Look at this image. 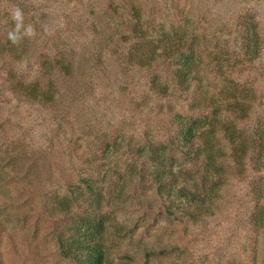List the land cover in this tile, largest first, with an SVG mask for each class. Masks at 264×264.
Wrapping results in <instances>:
<instances>
[{
    "label": "rangeland",
    "instance_id": "1",
    "mask_svg": "<svg viewBox=\"0 0 264 264\" xmlns=\"http://www.w3.org/2000/svg\"><path fill=\"white\" fill-rule=\"evenodd\" d=\"M134 7L149 21L145 34L133 29ZM16 8L35 36L14 45L8 33ZM162 27L181 31L174 45L199 38V67L215 93L249 92L251 110L233 125L262 133L264 0H0V264H74L59 251L52 229L61 221L50 211L61 214L57 199L70 197L69 184L85 176L103 188L113 214L114 264H264V164L257 170L246 157L236 165L223 137L229 156L216 164L218 174L203 178L204 161L169 149L175 173L208 196L211 212L194 223L166 212L147 172L152 143L167 142L171 111L186 103L172 77L176 61L164 60L162 48L150 65L139 62L155 49L141 44L144 37ZM21 83L55 98L35 100L16 88ZM216 182L214 195L204 190ZM87 201L72 206L86 209ZM145 249L158 254L146 258Z\"/></svg>",
    "mask_w": 264,
    "mask_h": 264
},
{
    "label": "trees",
    "instance_id": "2",
    "mask_svg": "<svg viewBox=\"0 0 264 264\" xmlns=\"http://www.w3.org/2000/svg\"><path fill=\"white\" fill-rule=\"evenodd\" d=\"M135 12L133 19H136V23L133 29L138 34H145L146 29L142 23L145 21L149 24V21L143 19L139 11ZM119 14L118 16L122 17ZM175 28L173 26V29ZM173 29L167 30L162 27L155 30V35L152 33L151 36H145L141 42L153 43L152 48L155 49L153 52H143L139 58L140 63L150 65L156 59V50L159 48H162L159 55L164 60L172 61V58L176 61L172 77L184 92L183 99L186 101L180 110L171 111V121L166 129L169 133L167 142L163 140L158 144L152 143L148 156L152 163L148 167L150 171L147 172L155 182L157 195L166 212L180 222L194 223L202 214L211 212L205 203L208 196L202 197L201 193L199 195L194 193L193 183L187 182V179H182L175 173L173 165L170 166L167 162L168 150L175 148L197 165L204 161L205 164L202 166L205 178L213 171L218 174L216 168L219 165L218 161L229 156L228 151L221 145V140L225 137L232 145L230 155L233 156V161L242 164L246 157H250L255 169L258 170L264 164V131L260 133L258 130V133L250 135L247 130L233 125L234 119L244 120L251 110L249 92L244 93L243 90L233 87L232 90L228 88L216 94L211 87L213 80H210L208 73L203 72V67V69L199 67L201 57L200 54L196 55L197 48L201 46L199 38L195 36L192 41L178 39L179 42L174 45L173 35L177 37L181 31ZM139 49L140 46L137 50ZM54 64L55 69L59 66L58 70L68 75L72 74V68L67 63ZM16 88L41 102H50L55 98L54 93L43 92L36 84L21 83ZM221 130L224 132H220ZM139 151L141 155L147 154L145 147H141ZM219 186L218 182L211 183L209 187L205 186L204 190L208 189L209 194L214 195ZM68 190L71 193L70 197L65 194L57 199L63 206V212L58 214L56 211H50L52 212L50 215L62 222L60 224L57 222L52 229L61 255L74 264H114L109 254V237H112L109 226L113 214L108 212L102 203L103 188H99L96 179L85 176L79 178V183H70ZM91 196L96 201L95 207L92 206ZM80 198L89 201L86 209L77 210L72 206ZM107 205L119 206L115 201L108 202ZM260 219L264 220L262 217ZM119 231V226H114V233L119 234ZM156 254L158 251L154 249H145L146 258Z\"/></svg>",
    "mask_w": 264,
    "mask_h": 264
},
{
    "label": "clouds",
    "instance_id": "3",
    "mask_svg": "<svg viewBox=\"0 0 264 264\" xmlns=\"http://www.w3.org/2000/svg\"><path fill=\"white\" fill-rule=\"evenodd\" d=\"M14 28L8 33V39L15 45L19 44L25 37H34L35 30L31 24H24V13L21 9L16 8L12 12Z\"/></svg>",
    "mask_w": 264,
    "mask_h": 264
}]
</instances>
